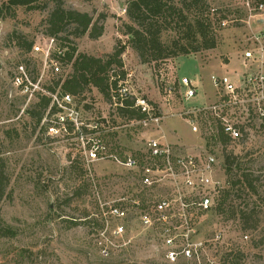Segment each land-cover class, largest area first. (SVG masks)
<instances>
[{"label":"rangeland","instance_id":"374dc122","mask_svg":"<svg viewBox=\"0 0 264 264\" xmlns=\"http://www.w3.org/2000/svg\"><path fill=\"white\" fill-rule=\"evenodd\" d=\"M5 1L0 0V5ZM128 1L65 0L66 7L88 12L95 19L101 13L109 16L101 38L74 40L78 53L104 57L118 43H126L123 24L128 21ZM207 1L213 11L226 17L216 32V49L158 64H142L130 47L122 56L126 87L132 97L152 104L153 114L162 117L160 128L121 119L117 107L97 91L86 94L80 105L74 104L72 125H60L57 116L46 114L38 123L41 111L34 105L46 94L54 74L45 66L43 53L19 51L16 37L45 50L48 11L21 8L16 19L0 22V169L8 179L0 202V264H168L159 234L142 230L134 211L130 212L133 220L125 224L124 239L131 240L129 245L110 246V255L104 257L98 243L101 204L111 205L122 197L130 201L139 189L138 176L112 158L90 161L92 146L101 142L104 145H98L105 147L107 156L124 158L140 153L150 138H164L180 150L206 146L219 160L224 183L230 180L224 154L239 158L241 171L235 170L232 178L251 173L255 192L246 185L233 191L228 204L236 211L234 217L213 210L197 218V238L208 241L202 262L264 264V125L255 126L250 137L225 146L193 134L182 116L184 110L214 99L212 76L240 72V51L249 48L254 34L264 31L257 16V4L264 0ZM19 65L35 85L33 96L24 94L16 82ZM62 68V74L70 71ZM184 77L198 82V97L190 102L179 94V80ZM50 124L54 133L48 129ZM241 212L248 219V229ZM108 235L122 245L111 232Z\"/></svg>","mask_w":264,"mask_h":264},{"label":"built area","instance_id":"2783aa9c","mask_svg":"<svg viewBox=\"0 0 264 264\" xmlns=\"http://www.w3.org/2000/svg\"><path fill=\"white\" fill-rule=\"evenodd\" d=\"M259 23L264 24V3L257 4ZM249 48L240 51L238 62L240 72L212 76L214 99L200 106L183 111L182 116L193 134L217 141L222 133L232 142L250 137L257 125H264V31L254 34L249 41ZM54 38H48L47 48L33 47L36 53L44 54V64L49 66L54 75H61L62 64L54 55H63ZM16 82L21 85L24 94L33 96L35 86L29 80L27 70L18 66ZM111 80L118 84L111 90L112 103L122 107L123 100L132 97L126 82L111 72ZM179 94L185 102L198 97V82L187 77L179 80ZM171 90L168 93L171 94ZM47 94V93H46ZM53 104L58 106L54 115L61 125L73 124L74 98L65 95L61 98L53 95ZM134 98L135 107L146 115L140 121L143 125H154L160 128L162 117L153 114L152 104L143 98ZM70 114L63 115V112ZM50 133L55 132L54 125H48ZM203 127V129H202ZM99 142L98 144H100ZM93 145L90 161H104L112 158L117 164L133 171L137 179L138 195L127 200L125 197L115 200L111 205L101 204L103 225L99 231V246L104 257L110 255V246L124 247L131 240H125V224L135 220L142 230L155 231L159 234L165 249V260L168 264H179L191 261L203 264L207 254L208 241L198 239L196 220L216 207L224 192L229 189L228 183L222 180V167L212 150L205 147H192L180 150L164 138L147 139L144 149L135 155L120 158L107 156L103 145ZM221 145V143L219 144ZM122 241L116 245L109 238ZM212 264V261H208Z\"/></svg>","mask_w":264,"mask_h":264},{"label":"trees","instance_id":"16d2710c","mask_svg":"<svg viewBox=\"0 0 264 264\" xmlns=\"http://www.w3.org/2000/svg\"><path fill=\"white\" fill-rule=\"evenodd\" d=\"M21 8L29 12L48 11L44 21L46 36L54 38L57 47L63 50V55L55 54L54 57L64 68H70L67 74L54 75L52 83L45 89L47 94L40 95L34 105L41 111L38 123L45 114L54 115L58 112V106L53 104V95L59 98L70 95L80 105L85 101L86 94L97 91L113 104L111 90L118 81L111 80V72L114 71L115 76L124 80L126 72L122 56L128 47L137 54L142 64L174 61L182 56L211 51L218 45L216 32L226 20L225 16L210 8L207 0H129L125 11L128 21L123 24V35L128 38L126 43H118L112 53L96 57L78 53L74 40L86 36L91 40L101 38L109 17L107 14L101 13L95 19L88 12L66 7L65 0H7L0 5V22L16 19ZM16 41L18 50L24 54H29L34 47V42H28L22 36L16 37ZM116 115L128 121L146 119V115L135 107L133 97L123 100V106L117 107ZM217 142L227 146L230 140L221 133ZM238 159L233 154H224L223 166L225 174L230 177L229 189L213 208L219 214L232 217L236 211L228 202L233 191L246 185L255 192L256 179L251 173L232 178L235 170L241 171ZM7 185L8 179L0 169V202L5 197ZM240 218L244 224H248L244 212L240 213ZM246 228L250 227L247 225Z\"/></svg>","mask_w":264,"mask_h":264}]
</instances>
